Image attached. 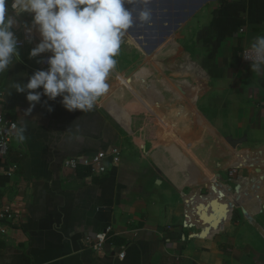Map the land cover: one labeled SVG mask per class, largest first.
Masks as SVG:
<instances>
[{"label":"crops","instance_id":"0c3cea01","mask_svg":"<svg viewBox=\"0 0 264 264\" xmlns=\"http://www.w3.org/2000/svg\"><path fill=\"white\" fill-rule=\"evenodd\" d=\"M212 1L170 0L160 8L172 26L136 46L145 62L131 69L117 62L109 92L90 112H69L61 97L42 96L25 116L26 94L10 83H27L41 69L43 54L29 58L39 34L34 30L32 43L18 49L19 59L0 74V108L24 126L25 139L15 135L7 157L0 155V206L15 204L23 220L0 233V264H264V73L242 58L264 35V0H215L212 35L202 40L198 63L186 61L175 77L157 74L165 58L182 56L174 32ZM18 20L21 36L31 15ZM114 147L120 163L102 176L64 168L66 160ZM212 200L229 215L217 230ZM202 205L213 217L210 229ZM107 227L113 233L97 253L86 239Z\"/></svg>","mask_w":264,"mask_h":264},{"label":"clouds","instance_id":"9594fccd","mask_svg":"<svg viewBox=\"0 0 264 264\" xmlns=\"http://www.w3.org/2000/svg\"><path fill=\"white\" fill-rule=\"evenodd\" d=\"M133 3L142 4L135 18L130 6ZM149 3L150 0H0V74L19 59L14 29L21 26L18 17L24 14L31 15V24L22 25L28 43H32L34 30L40 38L29 58L51 54L46 60L47 69L36 70L27 83H10L16 93L26 94L29 107L24 115L31 114L42 96L53 101L61 97L62 106L69 112L92 111L109 92L116 57L136 19L142 24L151 23ZM243 58L251 62V71L264 73V35L253 40ZM42 62L45 61H37ZM48 111H52L51 107ZM24 131L22 125L17 128L20 142L25 139Z\"/></svg>","mask_w":264,"mask_h":264},{"label":"rangeland","instance_id":"374dc122","mask_svg":"<svg viewBox=\"0 0 264 264\" xmlns=\"http://www.w3.org/2000/svg\"><path fill=\"white\" fill-rule=\"evenodd\" d=\"M170 0H156L155 2H152L150 0L149 3V7L152 9V20L150 23L151 27H156L158 28L157 32L153 31V30H146L144 25L139 24V20L136 19L135 22L136 23V27L140 29V35L138 36L137 34L132 35L131 34V30L128 31V34L126 35V37L124 38V43L121 46V51L119 53V55L116 57L118 64L121 63V65L123 67H126L127 69L130 67V69L136 65L137 63H143L145 62L144 57H142L140 50L136 47L137 45H139L142 41H144V37H145V33H151L150 36H148L147 38V43H150V40H152L155 36V34L157 33L158 36L163 35L166 32V29H168V26H172L171 24H167L166 22L170 21V17L169 16H164L163 14V18L161 17V13L164 11H161L160 8H166L168 6V2ZM215 0L202 6L201 8H199L197 11L194 12V14H192L191 16H188L185 20V22L183 24L180 25V27L178 28L177 32H174V37H173V41L176 42L179 46V48L182 51V56L180 55V59H174L173 63H170L169 61H167V58L164 59V64H163V68L162 71H160V69L158 70L157 74L159 78H170L171 74L173 77H175L176 73L174 71H178L179 73H182L184 71V67L187 63L192 64L195 63L197 64V59H198V55L199 54H204L203 50L205 48V46H202V40L208 39V37H210L212 35L211 33V27L209 28L210 24L209 22V14L210 11L213 10V6L215 5ZM133 8H136L137 10L140 11L142 4L137 3V4H131L130 5ZM156 7H158V9H156ZM176 8H181L180 5H178ZM179 17L181 19H184V16L181 15V12H179ZM136 16H134L135 18ZM176 16H174L173 18H175ZM163 19V20H161ZM152 22H156L152 23ZM135 27V24H134ZM135 27V30H136ZM134 30V31H135ZM138 30H136L137 32ZM141 41V42H140ZM199 44H201V46L199 47ZM144 45V42L141 46ZM171 44L166 45L163 49L164 50H168L169 47H171ZM163 51V50H162ZM144 60V61H143ZM156 61L153 60V58H149L147 60V64L148 66H152V68L155 70V67L153 64H155ZM172 67V68H170ZM167 69L169 71H167ZM132 73V72H131ZM184 74V73H183ZM182 75V74H181ZM186 75V74H184ZM175 79V78H173ZM181 79V78H180ZM195 79L197 81H202L203 77L199 76V75H195ZM112 80V78L110 79ZM177 80V79H176ZM195 80V81H196ZM204 110V112H206V114L211 118V114L206 111L204 108H202ZM153 123V121H152ZM152 126H154V124H152ZM159 144V143H158ZM122 158V156H121Z\"/></svg>","mask_w":264,"mask_h":264},{"label":"built area","instance_id":"2783aa9c","mask_svg":"<svg viewBox=\"0 0 264 264\" xmlns=\"http://www.w3.org/2000/svg\"><path fill=\"white\" fill-rule=\"evenodd\" d=\"M225 1V0H219ZM34 38V33L32 34ZM18 49H24L28 39L23 30V34L18 36ZM248 49L242 52V58ZM50 53L42 55V62L40 63L41 69H47L46 63L47 57ZM244 59V58H243ZM245 62L251 63L244 59ZM3 101V94L0 93V103ZM18 125L15 121L7 117L2 108H0V155L7 157L9 154L13 138L16 135ZM122 152L119 147H114L108 152H99L96 155L90 157H77L66 160L64 162V168L72 171L78 170L80 167L86 168L91 176H102L109 170V166H116L120 163ZM18 170V166L14 165L11 171L7 172L8 177H13L14 173ZM23 220V211L20 210L15 204L5 203L0 206V233L6 235L8 233V227L19 228ZM113 233L112 227H107L98 233L94 238H87L86 245L96 251L102 253L105 249L106 243ZM126 253L123 250L119 254L121 260L125 259Z\"/></svg>","mask_w":264,"mask_h":264},{"label":"water","instance_id":"95a60500","mask_svg":"<svg viewBox=\"0 0 264 264\" xmlns=\"http://www.w3.org/2000/svg\"><path fill=\"white\" fill-rule=\"evenodd\" d=\"M152 2H155L156 0H151ZM160 1H163V0H160ZM134 4H137V3H134ZM134 9V16H138V13H139V10H137L136 8H133ZM199 9V8H198ZM197 9V10H198ZM194 14V13H193ZM165 16V15H164ZM163 15H162V13H161V17L163 18L164 17ZM161 20H163V19H161ZM136 23L137 22H135V27H136ZM152 23H155L156 24V22H152ZM139 24H140V26H141V22H139ZM142 25H144V27H145V29L146 30H153V31H157L158 30V28H156V27H151L150 26V24H142ZM135 27L133 26L130 30H131V34L132 35H135V34H137L138 36L140 35V29L139 28H137L136 27V30H138L137 32H136V30H135ZM135 30V31H134ZM146 35H145V37H147L148 38V36H150L151 35V33H145ZM152 45V44H151ZM153 47V46H152ZM149 50H151L152 48H148ZM153 50V49H152ZM214 200H212L211 201V203H210V205H209V209L212 211V215L214 216H216L217 217V220H216V225H211V223H213L212 221H210L211 220V218H213V217H207L206 215H205V212H206V205H202V206H200L199 207V214H201V212H202V215H201V218H202V221L205 223V225L210 229V225L212 226V228L214 229V230H217L221 225H223V223L225 222V221H227L228 220V218H229V215L225 212L224 214L222 213V204L217 200V203H215V202H213ZM235 208V207H234ZM234 208L232 209V212H233V210H234ZM231 212V213H232ZM209 232V230L207 229V230H205V233H208Z\"/></svg>","mask_w":264,"mask_h":264}]
</instances>
